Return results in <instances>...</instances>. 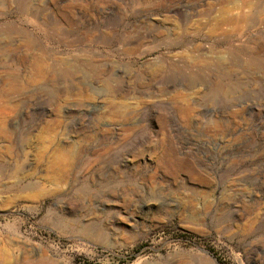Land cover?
Segmentation results:
<instances>
[{
	"label": "rangeland",
	"instance_id": "rangeland-1",
	"mask_svg": "<svg viewBox=\"0 0 264 264\" xmlns=\"http://www.w3.org/2000/svg\"><path fill=\"white\" fill-rule=\"evenodd\" d=\"M0 264H264V0H0Z\"/></svg>",
	"mask_w": 264,
	"mask_h": 264
},
{
	"label": "bare ground",
	"instance_id": "bare-ground-1",
	"mask_svg": "<svg viewBox=\"0 0 264 264\" xmlns=\"http://www.w3.org/2000/svg\"><path fill=\"white\" fill-rule=\"evenodd\" d=\"M220 20H221V19H220ZM220 20H219V21H220ZM222 20H223V18H222ZM222 20H221V21H222ZM224 21H225V20H224ZM229 21H230V20H229ZM30 262H31V261H30Z\"/></svg>",
	"mask_w": 264,
	"mask_h": 264
}]
</instances>
